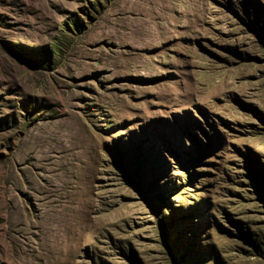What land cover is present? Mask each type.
Returning a JSON list of instances; mask_svg holds the SVG:
<instances>
[{"label":"rangeland","instance_id":"374dc122","mask_svg":"<svg viewBox=\"0 0 264 264\" xmlns=\"http://www.w3.org/2000/svg\"><path fill=\"white\" fill-rule=\"evenodd\" d=\"M0 264H264V0H0Z\"/></svg>","mask_w":264,"mask_h":264}]
</instances>
